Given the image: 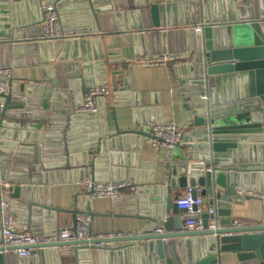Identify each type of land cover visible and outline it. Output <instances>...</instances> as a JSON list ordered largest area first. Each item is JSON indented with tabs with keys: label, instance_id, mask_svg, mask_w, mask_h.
I'll return each mask as SVG.
<instances>
[{
	"label": "water",
	"instance_id": "water-1",
	"mask_svg": "<svg viewBox=\"0 0 264 264\" xmlns=\"http://www.w3.org/2000/svg\"><path fill=\"white\" fill-rule=\"evenodd\" d=\"M44 1L47 0H0V66L27 61L32 63L33 57L30 55L36 51L43 54L48 52L50 60L60 54L59 60L71 59L72 64H79L80 57L82 60L90 58L89 44L94 47L95 59L103 57L98 55L103 54L104 49L100 47L98 50L96 38L85 39L77 35V28H71L69 13L63 11L67 8L68 0L54 1L62 11L63 26L74 36L58 40L39 39L43 16L21 18L18 10L25 4L41 7ZM101 2L103 0L91 1L95 17L111 9L110 6H96ZM140 4L143 7L147 5L143 2ZM176 5L183 12L180 24L186 27L170 31L168 35L159 33L157 30L166 24H179L175 16L171 17ZM164 8L166 20L162 14ZM148 13L150 21L146 16ZM141 14L144 16L142 22L123 32L124 44L133 39L134 44L141 47L159 45L155 50H150L154 53H165L167 49L170 52L191 53L190 61L175 66L177 83L185 107L191 113V122L183 128V143L178 146L181 155L169 165L167 184L161 187L167 192L166 196L152 199L151 205L142 204L139 212L127 209L126 216L142 220L139 232L89 241L41 244L35 247L33 256L29 258L20 257L14 252L16 247H1L0 264H32L38 250L43 260L53 256L57 264H63L62 255L66 254L73 256V264H94L92 249L101 250L95 254L99 259L103 255L107 264L110 261L121 264L123 260L124 264H220L223 252H235L240 264H264V220L256 224H237L231 217L233 204L251 198L241 195L240 187L264 191V0H176V4L167 6L153 3L149 10L144 8ZM95 27L92 23L85 30L94 31ZM133 28L136 29L134 34ZM112 63L102 62L106 68L100 73L104 76L97 80L84 76L82 91L86 93L90 87L109 81L113 87L111 95L113 91H117V96L121 95L117 94L118 91H135L134 86L127 83L130 76L126 75L127 71L130 73L128 65L111 70ZM88 65L84 63L82 66L85 72H90L91 66ZM60 67V70L57 67L59 78L56 80H53L51 72L37 88H34L36 82L20 86V89L16 82H12V91L5 96L4 115L8 118L3 123L4 127L29 126L40 129L39 133L33 135L31 132H26L24 136L18 133L16 138L22 137L32 144L17 150L10 149L11 142L0 140V179L11 183L8 192L2 196L10 201L12 212L20 214L18 222L34 225L32 232L35 235L41 233L36 228V224L41 222V214L54 215L58 219L60 212L71 213L74 218L72 229L75 230L76 216L82 210L80 204L72 210H63L36 202L33 194L40 189L36 185L46 183L47 176L52 174L49 171L60 165L56 157L63 155L64 146L62 141L56 148L48 143L49 140L44 143V122L17 123V120H13L32 115L33 93L38 96V90L44 87L50 90L53 84L66 85L64 66ZM48 70L52 71V68ZM108 71L111 73L110 80ZM67 92L73 93L71 90ZM60 96L62 99L67 97L66 94ZM76 103H83L80 94L76 97ZM98 108L97 113H81L76 117L64 118V121H70L67 133L70 135L75 131L73 122L78 118L88 119L89 125H93L97 118L103 122L105 104L101 98ZM114 113L115 129L107 131L102 126L100 132L93 133L91 141L85 145L87 152L83 164L85 168L93 170L97 180L108 179L107 164L115 163L112 158L108 161L107 156L113 157L109 150L115 148L117 139L127 140L131 136L136 138V135L145 134L143 131L122 130L115 109ZM52 124H48V127H52ZM92 129L88 127V130ZM7 131L1 129L0 137H6ZM46 134L51 135L50 132ZM12 146L17 147L16 144ZM116 170L115 166L111 168L113 173ZM196 185L203 187L205 197L210 196L211 203L217 208L216 218L220 226L214 230L208 228L209 220L213 217L208 213L202 215L203 229H187L186 223L197 220L199 215L179 209L174 201V190ZM133 199V196L121 197L114 202L128 203V208ZM79 202H85L82 196ZM90 205V202H86L84 210L92 218L90 232L93 234L95 217L113 214L94 212ZM36 206L48 207L49 211L54 209V212L42 211ZM180 212L185 215L181 216ZM115 243L127 244L115 247ZM49 247L54 248L52 253ZM59 247L72 249L61 252Z\"/></svg>",
	"mask_w": 264,
	"mask_h": 264
},
{
	"label": "crops",
	"instance_id": "crops-1",
	"mask_svg": "<svg viewBox=\"0 0 264 264\" xmlns=\"http://www.w3.org/2000/svg\"><path fill=\"white\" fill-rule=\"evenodd\" d=\"M92 0H68L67 8L63 9L64 12L69 13L72 20L71 28H77V35L85 39H97L98 50L100 47L104 49L103 54L98 53L102 58H94V47L89 44L88 55L90 58H79V64H72L71 59L61 61L59 60L60 54H58L54 60H50V55L43 54L39 51L31 53L33 57L32 63H25L12 65V80L20 86H28L30 82H36V86H40L41 80H44L47 73H53V80L59 78L58 69L60 66H64L63 75L66 78L65 86H56L49 88L44 87L42 90H38L40 95L35 96L33 93V105L31 106V116L28 118L17 117L13 120L25 122H44L46 129L43 128L45 133V139L49 140V144L56 148L62 145L64 146L63 155L57 156L59 166L54 167L49 172L52 174L47 176V182H40L36 186L37 189L34 192V199L36 202H42V204H50L53 208H61L63 210H72L79 204L81 205V212L85 211L86 202H90L92 210L97 213H111V216H96L93 220V234H134L141 230L142 220L136 217L126 216L127 209L135 210L139 212L142 204H153L152 199L161 195L166 196V191L161 188L167 184L169 165L174 162L180 155L181 150L177 147L178 153L173 151L170 159L166 148L153 147L149 139L150 126L159 122H171L174 121L182 128H185L191 122V113L186 109L185 102L182 99L179 86L177 83V74L175 72V66L180 64H173L171 66H148L140 63H130L128 58L137 56H150L159 55L163 53H154L150 50H155L158 46L152 48H146L137 46L131 39L127 44L123 41V32L128 28L137 26L142 22L144 16L141 14L144 8L149 10L150 5L153 3L163 4H176V0H103L96 6L111 7L110 10L102 13H98V17H95ZM147 3L146 6H141L140 3ZM20 17L33 18V16H43L41 7L38 5L25 4L19 8ZM60 13L62 11L59 9ZM166 8L162 12L164 19L166 20ZM183 12L180 7H177L173 11L171 17L176 18L178 25L166 24L165 27L158 29L159 33H168L174 30H181L186 27L180 24L183 19ZM147 19L150 21V15L148 13ZM145 16V17H146ZM174 19V18H173ZM92 23L95 24V30L89 31L85 28H90ZM42 24V23H41ZM121 25L124 27L120 28ZM64 28L67 38L74 36V33L67 32V28ZM133 34L136 29L133 28ZM155 31V30H153ZM142 32V31H141ZM151 32V31H148ZM75 34V36H77ZM41 39V37H39ZM163 45V44H162ZM168 45V42H167ZM180 53L183 57L188 58L190 61L189 51H174L170 52L169 49L165 53ZM29 56L28 54H26ZM35 57V58H34ZM61 61V62H60ZM113 62L110 66L111 70L122 69L123 65H128L126 75H130L128 78V84L134 86V90L113 91L105 104V113L103 122L95 119L93 125L88 124V119L78 118L73 122L75 131L67 133L70 127V121H64L63 119L78 116L76 97L80 94L83 99L86 95L82 91L83 79L85 77H94V80L104 76L101 75V70L106 67L102 66V62ZM84 63L91 66L90 72L83 70ZM71 64V65H70ZM52 68V71L48 68ZM48 70V71H47ZM129 73V74H128ZM81 74V76H78ZM107 77L111 79V73L108 71ZM113 80V79H112ZM109 83L103 85H109L111 91L113 87ZM97 84V83H96ZM31 85V84H30ZM100 86V85H95ZM94 87V86H92ZM121 87V85H119ZM13 88V85H12ZM91 88V87H90ZM89 88V89H90ZM35 90V89H34ZM68 91H73L68 94ZM66 92V93H65ZM60 94H66L67 97L61 98ZM116 111L117 121L122 130H137L143 131L145 134L131 136L127 140L116 141L115 148L109 150V154L113 153V157L108 155L107 160L111 158L112 162H108V179L107 180H130L136 186L134 191H127L124 198L134 197L129 202L130 206L127 208L128 203L116 204L113 199H91L89 194L85 192L83 182L89 175L94 177V172L90 167H86L83 164L85 154L87 152L85 145L88 144L91 139L90 136L94 133H99L101 127H105L107 131H113L115 129V113ZM45 115V117H43ZM7 116L4 115V121L0 124L1 129L8 130L6 137H0L3 142H11L10 149L17 150L24 146L32 144V142H26L22 137L16 138L17 134L24 136L26 132L31 134L39 133L40 129L29 128V126L19 127H4L3 123L7 120ZM54 118V119H52ZM52 124V127H48V124ZM65 123V126L63 124ZM88 127L93 128L88 130ZM50 132L49 136L46 134ZM61 134V135H60ZM17 145V147L12 145ZM12 162V161H11ZM116 167V173L111 171V168ZM102 180V181H107ZM1 181V180H0ZM259 184V183H258ZM245 189L240 187L239 190ZM185 188H178L173 191V198L176 202L178 196L184 193ZM141 191V192H140ZM258 192L264 193V191L258 189ZM140 192V194H139ZM166 192V193H165ZM83 197L84 203L79 202L80 197ZM42 211L54 212L47 207L36 206ZM85 209V210H84ZM88 213V212H87ZM180 215H185L184 212H180ZM17 222L20 218V214L16 215ZM22 217V216H21ZM41 222L36 224V228L40 229V235L51 234L50 232H56L60 228L67 225L73 226L74 218L71 213L60 212L58 213V219L54 215L41 214ZM231 217L237 224H256L264 220V200L259 197H251L244 199L241 203L232 205ZM30 218V216H29ZM211 219V218H210ZM19 225H28L31 232L35 229L34 225L30 222L20 223ZM39 235V236H40ZM127 243H115L114 246H122ZM47 250V249H46ZM52 253L54 248L49 249ZM61 252L69 250V247H59ZM101 250L92 249L94 264H107L102 257L99 259L95 252ZM34 255L32 264H57L53 256L47 257L44 260L40 256V251ZM96 256V258H94ZM18 261V260H17ZM63 264L74 262L73 256L62 255L61 259ZM108 264H120L119 261H110ZM124 264V260L121 262ZM220 264H240V261L235 252H223L221 255Z\"/></svg>",
	"mask_w": 264,
	"mask_h": 264
},
{
	"label": "built area",
	"instance_id": "built-area-1",
	"mask_svg": "<svg viewBox=\"0 0 264 264\" xmlns=\"http://www.w3.org/2000/svg\"><path fill=\"white\" fill-rule=\"evenodd\" d=\"M43 14L42 35L44 40H58L67 38L63 28L62 15L54 0L44 1L41 5ZM188 58L180 53H163L159 55L137 56L128 58L130 63H140L148 66H171L173 64H184ZM12 67L0 66V124L4 121L5 96L12 91ZM111 95L109 85L94 86L86 93L83 103L77 106V112L82 114L99 112L98 102L103 99L106 104ZM183 128L174 121L159 122L150 126L148 141L155 148H166L169 159L178 146L182 145ZM0 248L16 247L14 250L20 257L29 258L33 256V250L41 244H53L66 241H89L93 238H107L124 236L130 234H91L90 228L92 218L87 212H79L76 216L77 225L73 230L72 226H65L52 234L35 235L28 225H19L15 214L12 212L10 201L3 198L2 194L8 192L11 183L8 180L0 179ZM83 187L91 199H118L127 191H134L136 186L130 180H97L92 175L85 178ZM239 193L243 196L259 197L264 200V193L253 189H241ZM211 197L204 195L203 187L188 186L184 193L177 197L176 204L179 209H186L189 214L199 215L195 221L187 222V229H203L202 215L208 213L213 215L209 220L208 228L214 230L220 225L216 218L217 208L210 201ZM51 248V247H49ZM62 248V247H60ZM38 249V248H37ZM72 248L69 247V250Z\"/></svg>",
	"mask_w": 264,
	"mask_h": 264
},
{
	"label": "rangeland",
	"instance_id": "rangeland-1",
	"mask_svg": "<svg viewBox=\"0 0 264 264\" xmlns=\"http://www.w3.org/2000/svg\"><path fill=\"white\" fill-rule=\"evenodd\" d=\"M177 153H178V149L175 150V154H177Z\"/></svg>",
	"mask_w": 264,
	"mask_h": 264
}]
</instances>
